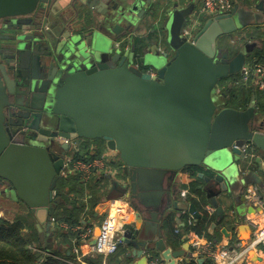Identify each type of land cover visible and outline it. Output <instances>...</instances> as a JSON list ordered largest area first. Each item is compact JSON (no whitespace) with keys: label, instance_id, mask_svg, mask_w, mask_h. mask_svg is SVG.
I'll return each instance as SVG.
<instances>
[{"label":"water","instance_id":"obj_1","mask_svg":"<svg viewBox=\"0 0 264 264\" xmlns=\"http://www.w3.org/2000/svg\"><path fill=\"white\" fill-rule=\"evenodd\" d=\"M60 1L0 0V186L34 215L39 231L52 238L51 217L63 203L53 196L72 149L63 140H102L119 156L123 180L108 176L105 200L127 196L137 212L136 228L125 233L134 264H148L145 253L153 250L169 264L194 259L189 242L171 251L162 239L171 212L210 220V206L211 229L263 213L245 204L247 186L264 183L255 173L241 178L240 148L251 143L264 152L256 101L237 110L225 107L226 94L221 102L213 96L258 48L249 44L230 57L219 40L264 22V1L209 19L194 44L182 36L194 5L174 6L162 20L169 0H93L89 9L84 0L64 8ZM160 41L169 48L163 55L153 51ZM190 167L204 170L202 210L179 198L176 180Z\"/></svg>","mask_w":264,"mask_h":264},{"label":"crops","instance_id":"obj_2","mask_svg":"<svg viewBox=\"0 0 264 264\" xmlns=\"http://www.w3.org/2000/svg\"><path fill=\"white\" fill-rule=\"evenodd\" d=\"M74 0H62L59 2V6L60 8H64L68 3L72 2ZM81 0H77V4L80 5L79 3ZM239 1V0H238ZM244 1L246 3V0H241ZM84 2L86 4H84V8L85 9H89L88 6L94 4L93 0H84ZM238 4V3H237ZM83 5V4H82ZM242 5V4H241ZM174 8V6L171 5V0H169L168 4L166 5V7L164 8L161 18L162 20H164L165 16L168 14L169 11H171ZM145 33V32H143ZM137 34L135 38H140L142 36H144V34ZM147 34V33H146ZM77 142L76 144V148H72L73 150L77 149V146L79 145L80 141L76 140ZM96 144V143H95ZM96 147L93 143V145L90 146V150L92 152H95ZM105 152H109L106 144H105ZM256 155L257 157H247L244 159L242 165H241V174L242 177L247 176L248 174L251 173H255L256 175H258V177L262 180V182L264 183V167L262 166V163L264 162V152L256 150ZM72 160L71 159V155L68 154V161ZM108 161H107V165H108ZM79 175V174H78ZM68 176H76L75 174H69L67 172H63L61 177H68ZM83 177V175H81ZM102 175L97 174L96 172H92V174L90 175V179L89 180H84V186L83 188H79L76 192H73L70 196L67 195L68 200L64 198L62 200L61 197L57 196V188L53 193V196L55 198H59L63 203L58 205V209H57V213H61L62 211H78V215H80V224L76 226L75 228H73V233L75 234H79V245L77 244V237H71L70 238V243H72V253L75 256L74 259H69V258H65L64 256H60V255H64L62 253V251H66L68 250V246L65 245H61L59 240H56L54 235L52 236V238L48 237L47 233L45 231H39L38 227H37V220L34 217V215L30 214V216H32V222L34 225L35 230L37 231L38 235V239H40L41 243H43L47 248H50L52 246H54L55 244V250H57L58 252H60V255H58L59 259H62V261H66L69 264H78V260L79 259H83L85 261V259L90 255V249L91 246L94 244L95 242V231L96 228L100 227L101 222L104 218V215L106 214L107 211V206H109V202L106 204V200L105 198L109 195V192L112 190V182L108 179V176L110 175H106L105 180L103 182H98L99 177H101ZM112 179L115 180H123V176L122 173H118L115 175L111 176ZM84 178V177H83ZM91 182V185L88 186L87 184ZM195 184L196 185V190L195 192H192L190 190V184ZM204 180L200 179L197 175V177H191L190 174H182L180 175L177 180H176V185H177V189H179L181 191L179 198L182 199L185 202H189V203H193L198 201V199L200 200L201 197H203L204 192L199 190V186L204 185ZM87 185V186H86ZM256 185V184H254ZM254 185H250V186H254ZM187 188H184V187ZM247 186V189L250 187ZM84 188H86L85 193L82 192V190H84ZM92 192H96L97 193V197L96 199L98 200V205L96 206V208L94 209L93 207V200H92ZM261 193L264 196V188H261ZM55 194V195H54ZM83 197L84 200L86 201V207L84 208V210H78L80 209V207L78 206V204L74 203V199L76 198H80ZM8 200V206L6 207H0V218H4L6 220H8L9 222L13 223L14 221L18 220L19 218H25V214L27 215L28 213H26L22 207H20L19 205L15 204V202H13L12 200H10L9 198H6ZM122 199H126L127 201H129L131 204L132 202L127 198V196H124L122 198H118L115 200H122ZM246 207L248 206H252L249 203L245 204ZM63 207V210H61L60 208ZM208 206V205H207ZM133 207V205H132ZM246 207H244V209H242V213H245L246 211ZM134 211V216L137 217V212L135 210V208H133ZM99 213L96 216V213ZM16 213L18 214L16 215ZM213 218L210 224H208V226H206L205 231L203 232L202 236L197 235L195 232L193 231H189L188 227H193L189 225V221L192 220L193 223H197L198 221H196L192 215H190L189 213H185L183 214V217H179L180 215L178 213H172L171 212V217L175 218V223L171 224V227H167L166 230L162 231V239H164V242L167 246V248H169L171 251H176V250H180L182 245L185 244L186 242L191 243L192 240H194V238H201V239H206L209 241H212L215 245L217 246H227V247H231L234 248L235 246H238L239 244H249L250 240L252 238L253 232H254V228L251 227V234L250 232L247 230V228L243 227L244 221L249 217L252 218V220L261 223L262 222V216L263 213H258L255 215H246V218H240V223L239 224H227L225 223L223 226V228H219L216 227L215 229H211L210 226L211 224L215 221V211L213 212ZM14 215V217H13ZM8 217V218H7ZM52 218V217H51ZM137 224V218H136V223ZM59 225L61 226V228H63L65 231H69V227L66 224H58V223H54V229L56 228V226ZM81 227V231L78 230V228ZM136 227V226H135ZM92 230V234L88 235L86 238L82 237V235H80L81 232L85 231V230ZM134 229V228H133ZM223 229L227 230L228 234H224L223 233ZM29 230L25 229L24 234H29L28 233ZM230 234V237H229ZM67 240V239H66ZM68 243V241H67ZM74 248H77L79 250L80 253H75L74 252ZM190 250L193 251L192 246L190 247ZM242 250V249H241ZM130 252V247L124 245L123 247H121L119 249V251L105 259H102V264H134L135 262H137V258H133L128 256ZM153 252V254L164 257V252L159 251V250H153L151 251ZM65 253V252H64ZM46 256H52L50 254V252L48 253H43ZM70 253H67L66 255L69 256ZM128 259H130L131 261H129ZM119 260L120 263H117V261ZM192 259H187L186 257H181L175 260V264H189L191 262ZM110 261V262H109ZM199 264H211L210 261L208 260H203L201 261V263ZM240 264H264V249L262 247H259L257 249H252L249 250V255L248 256H244L241 258Z\"/></svg>","mask_w":264,"mask_h":264},{"label":"built area","instance_id":"obj_3","mask_svg":"<svg viewBox=\"0 0 264 264\" xmlns=\"http://www.w3.org/2000/svg\"><path fill=\"white\" fill-rule=\"evenodd\" d=\"M237 0H171L172 6H178L180 8L194 5L193 12L186 18L185 26L182 30V36L190 43L194 44L196 36L203 27L202 18L207 20L215 19L220 16L231 14L234 9ZM261 1L264 0H251L253 4L251 8H255ZM163 40V39H160ZM163 41H160L161 53L167 52L162 46ZM136 67H139L136 65ZM151 77L156 76V72L150 67L146 72ZM238 83L249 85L250 87L264 92V59H254L253 61H247L240 73ZM217 94H222L223 88L218 86L216 89ZM68 143L72 148H76L75 141L63 140ZM242 156L257 157L256 150L251 143H246L240 148ZM104 152V154L94 160L93 162H67L66 172L69 174L83 175V179L89 180L92 172H96L99 175H115L120 173L121 168L111 166L107 161L117 155L116 152L110 151ZM264 167V162L262 163ZM55 195V194H54ZM248 203L254 208L263 209L262 222H256L252 218H247L245 223L254 228V232L249 244H239L234 248L227 246H217L212 241L194 238L191 241L190 247L193 248L194 259L189 264H199L198 258L203 257L205 260H210L211 264H240L241 258L249 255V250L262 247L264 249V196L261 193V188L254 185L248 188L247 195ZM215 209L208 206L207 212L213 215ZM193 220V219H192ZM189 221V225L193 226V221ZM52 223L56 224V220L52 218ZM136 217L132 204L126 199L110 201L107 207L106 216L101 222L100 233L95 238L94 244L91 246V256H101L103 259H107L115 255L121 247L125 245V233L127 229L136 228ZM78 230H82L81 227ZM92 234V230L88 229L81 233L82 237L86 238ZM242 249V250H241ZM74 252L80 253L77 248H74ZM148 259V264H169V261L164 257L153 254L149 251L145 253ZM78 264H86L83 259L78 260Z\"/></svg>","mask_w":264,"mask_h":264},{"label":"trees","instance_id":"obj_4","mask_svg":"<svg viewBox=\"0 0 264 264\" xmlns=\"http://www.w3.org/2000/svg\"><path fill=\"white\" fill-rule=\"evenodd\" d=\"M247 3V2H246ZM252 4V3H251ZM252 6V5H251ZM261 28V27H259ZM228 37V36H226ZM141 42L138 40L137 43ZM264 44V43H263ZM231 54V53H230ZM231 56H233L231 54ZM264 59V45L261 48L256 49V53L254 55V59ZM253 59V60H254ZM149 68L144 67L142 70L146 72ZM232 78L231 86L223 88L222 94H226L225 99V107L234 108L237 110H245L249 107L252 103V100L255 99L256 107L258 110H264V92H256L254 88L250 87L249 85H244L238 83L237 81L240 78V74L233 75L228 79ZM225 79V80H228ZM224 80V81H225ZM80 143L77 146L76 150L71 149L69 154L71 155V162H93L94 160L100 158L105 152V142L102 140H81L79 139ZM77 141H75L76 143ZM97 146L95 152L90 150L91 145ZM96 143V144H95ZM109 164L116 168H121V162L118 166L114 161H110ZM189 174L191 177H197L199 173L204 172L202 168L199 167H190L188 169ZM209 173V172H208ZM76 176H68V177H61L57 184V196L61 197L62 200L65 197L67 200V195L70 196L73 192H76L79 188L85 187L84 179L81 175ZM105 180L104 176L99 177L98 182H103ZM88 186L91 185V182L87 184ZM86 185V186H87ZM184 188H187L186 186ZM190 190L195 192L196 185L190 184ZM86 188L82 190L85 193ZM92 200H93V207L94 209L98 205V200L96 199L97 193L92 192ZM64 198V201H65ZM75 204H78L80 209L84 210L86 207V201L83 197L76 198L73 200ZM206 200L203 197V202H193L196 206L202 210L203 205L205 204ZM61 207V206H60ZM58 205L56 206L55 212L52 216L56 220L58 224H66L70 229L69 231H65L61 226L57 225L54 231V237L56 240L60 241L61 245L68 246V250L62 251L64 255H60V252L55 250L54 246L47 248L43 243H41L40 239H38L37 231L34 228V225L30 223L32 220V216L28 214L26 218H19L18 220L14 221L13 223L9 222L4 218H0V264H69L66 261H62L59 259L58 255L64 256L65 258L74 259L75 256L72 253V243H70V238L76 236L78 241L77 244L79 245L80 239L79 234L73 233V228L78 225H81L80 222V215H78V211H62L61 213H57ZM63 210V207L60 208ZM106 214L104 215V217ZM104 219V218H103ZM212 218L208 220L206 217H203L200 221L195 223L193 227H188L189 231L195 232L197 235L202 236L203 232L206 229V226L211 223ZM168 226L171 227V224L175 223V218L170 217L168 222ZM25 229L29 230V234H24ZM82 233V232H81ZM80 233V235H81ZM67 239V240H66ZM68 241V243H67ZM49 253L52 256H46L43 253ZM65 252V253H64ZM70 253L69 256L66 254ZM130 258V257H129ZM103 258L101 256H89L85 259L86 264H102ZM131 261L130 259H128ZM110 262V261H109Z\"/></svg>","mask_w":264,"mask_h":264},{"label":"rangeland","instance_id":"obj_5","mask_svg":"<svg viewBox=\"0 0 264 264\" xmlns=\"http://www.w3.org/2000/svg\"><path fill=\"white\" fill-rule=\"evenodd\" d=\"M246 2L247 3H245L244 1H241V0L236 1V3H238V4H242V5H245L249 8H251L252 7L251 5H253V4H251V0H246ZM207 21L208 20L205 17L202 18L203 26ZM259 27H261V28H259ZM161 39H163V37H161ZM253 43H257L259 48H261L263 46V43H264V22H262L260 24H255V25L249 26V27L245 28L242 32L232 35V37L221 38L219 40V50H220V52H223L225 49H228L232 55H235L236 53H238L239 49L243 45H249V44H253ZM161 44L164 47V49L169 50L165 41ZM153 51L159 53V55H163L160 51L159 46L154 47ZM255 53H256V50L251 52L250 57L248 59L249 61H253ZM148 68H150V67H148ZM231 81H232V78L225 80V81L223 80L220 82L219 85L225 86V87H228V86L230 87ZM254 90L257 93L260 92L259 90H256V89H254ZM213 97H214L215 102H221V101H224V99H225L223 94H217L215 92H214ZM263 120H264V110H260L258 112V121L261 122ZM110 161H114L118 166L120 165L119 164L120 159H119L118 155H114L110 159ZM4 190H5V187L0 186V207L2 206L3 208L8 206V200L6 199V197L4 195V194H6V193H4ZM111 198H113V200H114V199L122 198V196H120L118 194H113L111 196ZM17 214L18 213H16V215ZM18 216H19V214H18ZM25 216L28 217V214L27 215L25 214ZM13 217H14V215H13ZM30 223L33 224L32 221H30Z\"/></svg>","mask_w":264,"mask_h":264},{"label":"flooded vegetation","instance_id":"obj_6","mask_svg":"<svg viewBox=\"0 0 264 264\" xmlns=\"http://www.w3.org/2000/svg\"><path fill=\"white\" fill-rule=\"evenodd\" d=\"M228 37H232V36H228ZM245 46H246V45H243V46L239 49V51H240L243 47H245ZM256 49H257V48H256ZM256 49H255V50H256ZM255 50H254V51H255ZM239 51H238V52H239ZM252 52H253V51H252ZM230 57H233V56L230 55ZM185 174H189V172L187 171V172H185ZM4 195H5L6 198H8V196H7L6 194H4Z\"/></svg>","mask_w":264,"mask_h":264}]
</instances>
